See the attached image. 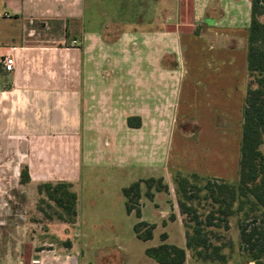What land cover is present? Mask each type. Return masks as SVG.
<instances>
[{"label": "crops", "instance_id": "crops-1", "mask_svg": "<svg viewBox=\"0 0 264 264\" xmlns=\"http://www.w3.org/2000/svg\"><path fill=\"white\" fill-rule=\"evenodd\" d=\"M190 2L187 10L184 0V30H129L112 38L107 25L95 18L90 0H0V264L107 263L102 230L117 229L123 215L116 219L109 201L97 205L92 197L82 207L79 188L84 170L113 166L120 172L119 164L127 156L142 160L132 138L130 149L114 146L115 153L107 159L92 161L84 134L98 96L107 103L101 105L106 114L112 111L114 117L124 118L123 130L129 135L143 128V112L164 97L182 110L184 127L193 128L184 129V174H174L238 181L252 0ZM260 20L264 22V16ZM145 48L154 52L143 67L135 56ZM173 52L180 56L176 69L167 66ZM5 56L15 59L13 72L5 71L1 63ZM102 63L117 74L111 81L102 76ZM132 117L140 118L139 128L129 126ZM222 124L227 129H219ZM202 127L213 128L218 140L221 135H234L232 160L221 158L212 137L207 143L200 136ZM174 135L159 148L155 160L147 162L158 175L139 181L163 178L169 184ZM24 168L30 176L26 185L21 184ZM60 182L72 184L78 194V216L74 224L49 220L44 236L37 188ZM146 191L142 184L138 221L156 225L153 239L160 229L159 245L162 234L168 236L166 243L175 245L170 233L173 223L162 226L167 214L161 206L162 193H154L150 200ZM124 200L126 204L125 196ZM182 237L186 249L185 229ZM120 247L118 254L127 256ZM143 264L158 263L148 258ZM185 264L203 263L193 261L188 251Z\"/></svg>", "mask_w": 264, "mask_h": 264}, {"label": "rangeland", "instance_id": "rangeland-1", "mask_svg": "<svg viewBox=\"0 0 264 264\" xmlns=\"http://www.w3.org/2000/svg\"><path fill=\"white\" fill-rule=\"evenodd\" d=\"M90 1L91 4L89 7L92 9L95 18L99 21V24H103L104 26L107 25L108 34L112 38L117 37L122 31L129 30H184V0ZM190 1L191 0H188L187 10L191 8ZM101 21L104 22L101 23ZM175 40L176 38L173 37V41ZM174 46H176V42H174ZM153 52L154 50L145 48L144 52L139 53L135 58L144 67V65L149 64L148 59ZM111 56L112 53L109 52V57ZM177 59L180 60L179 53L173 52L170 59L168 58L167 60V66L176 69L178 67ZM101 65L104 66L102 69V76L105 77V79H110L109 81H111L117 76L115 72L110 70L111 68L108 64L102 63ZM112 65L113 63L111 64L110 62V66ZM143 72L144 71H142V73ZM99 74H101V71H99ZM173 75L174 77L176 76L175 73ZM250 83H252L253 88L257 87L255 77H248V85ZM100 98L101 97L98 96L97 103L91 110L92 116L87 119V130L84 134L92 161H98L101 158L107 159V155H112L111 153L114 152V150H112L114 146H116L117 149H130V145L128 144L132 142V140H130L132 138L135 139L133 140L135 143L134 148L138 149L137 151L142 160L137 162L138 159L135 160L133 157L127 156L126 159L119 164L121 166L123 165V171L120 172L113 166H97L84 170L83 181L79 188L83 197L82 207L85 209L89 205L88 199L92 197L97 205L109 201V205L114 209L113 217L116 219L120 218L119 215L121 212L123 215V219H119L120 224L116 226L117 229L112 230L111 228H105L102 230L104 238H101V240L105 247V255L108 256V261L105 264H143L148 259L144 253V249L160 244V229L155 231V238L149 243L140 241L136 238L133 227L139 221L136 215L130 216L127 214L122 188L129 187L132 183L139 181L141 178L158 175V170L151 169V164L149 165L147 162L155 160L156 154L162 151V149L159 148L163 147L166 141H169L174 134V143L171 150L173 169L169 177V190L167 192H160L162 193L161 206H164L167 211L166 222H163L162 226L165 227L167 222L173 223L170 227L172 242L178 247L184 248L182 231L184 232L185 229V232H193V228L196 225L194 221L195 215L199 217V221L206 222L207 217L210 214H214L216 218L214 223H218L221 227H207L206 232H208L214 244L228 246L229 243L232 242V249L226 247L223 250L228 257L227 264H256L249 254L241 250L240 240H238L239 222L244 220L248 221V223L253 222L254 219L258 217L257 225L264 227L263 209L253 204L254 198L252 196L248 195L247 197H242L238 195L231 207V209L235 211L234 215L226 217L220 211L227 209V206L230 205V191L225 190L222 194L217 193L216 197L219 199L220 203H216L211 198L210 192L205 188L209 181L217 184L226 182L216 179L200 180L199 178H191L190 182L196 188L190 190L189 195H191L192 198L187 202V205L191 206L196 213L187 215L181 213L178 201H185V197L174 182V173L180 172L184 174V129L189 132L193 130L190 126L184 127L182 110H176L172 102H165L164 97H159L155 104L150 107L149 111L143 112L145 115L142 118L144 122L143 128L134 133L130 132L134 135H129V132L123 130L124 118L114 117L112 111H110L111 114H106L107 111L103 109L101 105L104 106L107 105V103H101ZM182 100H184L183 96ZM181 104L184 106V102ZM102 114L103 116H101ZM218 128L221 130L227 129L224 124H222V126L219 125ZM212 129L213 128L202 127L200 136L205 138L206 142H209L207 137H212V145L218 147L215 151L221 153V158L224 156L228 160H232L235 154L234 135H221L218 140ZM225 139L228 144H225ZM260 150L264 155V135ZM177 166H180L181 169H178ZM88 177H92V180L89 181ZM164 183H166L165 180ZM227 184L237 185L238 181L234 184ZM154 193L156 192L154 191ZM39 201L40 199L38 203ZM240 206L243 207L241 211H239ZM43 207L47 209L48 213H52V210L48 209L45 205ZM173 216L175 217L174 220H172ZM40 217L42 219H39V221L43 223L41 232H44L45 234L43 235L47 236L48 234L46 233H48V228L46 223H48L49 220L42 214ZM33 218L37 221L34 216ZM115 218H110L109 220L113 219V221H116ZM54 222L58 223V220ZM226 223L229 225V230L224 229ZM115 236L119 238L118 241ZM119 247L122 250L124 249L127 256L125 254L123 256L120 253L118 254L117 250ZM127 251H131L134 255H131ZM189 253L190 255L192 254L191 251H189ZM262 264H264V256Z\"/></svg>", "mask_w": 264, "mask_h": 264}, {"label": "trees", "instance_id": "trees-1", "mask_svg": "<svg viewBox=\"0 0 264 264\" xmlns=\"http://www.w3.org/2000/svg\"><path fill=\"white\" fill-rule=\"evenodd\" d=\"M264 16V0H252V21L249 29L247 70L248 77H255L256 88L252 83L247 86L246 97L244 100L242 137L240 143L239 160V179L237 185L227 183H213L209 181L206 190L210 192L211 198L220 203L216 197L217 193L222 194L225 190L230 191L231 203L227 209L220 211L226 217L234 215L235 211L231 209L237 196L254 198V203L264 212V155L260 150L264 135V22L260 18ZM128 124L132 128L141 126L140 118H129ZM197 178V177H193ZM30 182V176L27 168L21 173V184L26 185ZM174 182L179 191L184 195V200L178 201L181 213L184 215L196 213L187 202L192 196L189 192L196 188L190 182V179L183 177L179 173L175 174ZM142 184L147 188L146 196L153 200L155 192H167L169 186L164 183L163 178H150L132 183L129 187L123 189V195L126 198L127 214L133 212L140 219L142 217L140 209V200L142 198ZM41 196L38 203V210L47 217L48 220H59L68 224H74L78 216V194L73 190L70 183H43L37 188ZM52 210L48 213L47 209ZM243 207H239V211ZM175 217H172L174 220ZM258 217L253 222L244 220L239 222L240 248L243 252L249 254L256 264H262L264 256V227L257 225ZM214 214H210L206 222L199 221L195 215V227L193 232L186 231L187 248H180L176 245L166 243L167 234L161 235L162 244L157 247L147 248L145 254L148 258L158 264H185L188 258V251H191V258L198 263L203 264H227V254L223 252L226 247L232 249V242L226 245H217L212 242L207 227H221ZM226 221V220H225ZM264 222V221H263ZM156 225L140 221L134 226V232L138 239L149 241L153 239V232ZM225 230H229V225H224Z\"/></svg>", "mask_w": 264, "mask_h": 264}, {"label": "built area", "instance_id": "built-area-1", "mask_svg": "<svg viewBox=\"0 0 264 264\" xmlns=\"http://www.w3.org/2000/svg\"><path fill=\"white\" fill-rule=\"evenodd\" d=\"M75 43V42H74ZM2 65L6 72H13L15 68V59L12 56H5L2 59ZM37 264V263H35Z\"/></svg>", "mask_w": 264, "mask_h": 264}]
</instances>
